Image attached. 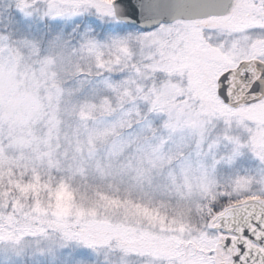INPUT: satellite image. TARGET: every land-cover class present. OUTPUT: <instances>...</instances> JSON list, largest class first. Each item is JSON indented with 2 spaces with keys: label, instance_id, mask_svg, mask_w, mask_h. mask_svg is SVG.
I'll list each match as a JSON object with an SVG mask.
<instances>
[{
  "label": "snow or ice",
  "instance_id": "1",
  "mask_svg": "<svg viewBox=\"0 0 264 264\" xmlns=\"http://www.w3.org/2000/svg\"><path fill=\"white\" fill-rule=\"evenodd\" d=\"M264 264V0H0V264Z\"/></svg>",
  "mask_w": 264,
  "mask_h": 264
},
{
  "label": "rangeland",
  "instance_id": "2",
  "mask_svg": "<svg viewBox=\"0 0 264 264\" xmlns=\"http://www.w3.org/2000/svg\"><path fill=\"white\" fill-rule=\"evenodd\" d=\"M140 264H142V262H140Z\"/></svg>",
  "mask_w": 264,
  "mask_h": 264
}]
</instances>
